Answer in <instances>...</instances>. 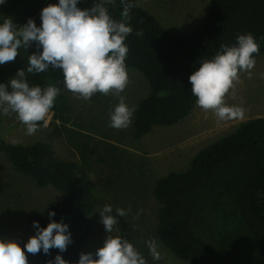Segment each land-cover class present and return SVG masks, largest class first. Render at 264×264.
I'll return each instance as SVG.
<instances>
[{"label": "trees", "instance_id": "16d2710c", "mask_svg": "<svg viewBox=\"0 0 264 264\" xmlns=\"http://www.w3.org/2000/svg\"><path fill=\"white\" fill-rule=\"evenodd\" d=\"M129 2L137 5L129 18L121 15V0L106 7L113 19L133 29L125 39L129 49L126 70L141 72L150 85L134 110L136 137L155 125H173L193 110L196 97L189 77L200 66V58L211 59L222 44L234 46L239 35L248 33L259 46L254 58L264 53V0H209L202 21L186 33L163 26L139 0ZM140 31L142 36L136 34ZM27 66L25 77L30 86L60 89L51 109V124L57 135L70 137L79 158H61L49 142L41 140L27 144L1 140L0 151L38 186L50 184L63 194L28 219L35 234L34 221L41 227L52 219L69 225L73 242L67 251L53 248L46 255L41 249L43 263L58 254L77 262L94 234L93 213L99 195L91 173L96 148L80 138L84 131L72 122L73 108L62 70L49 67L42 73H28ZM153 193L160 205L156 236L176 257L190 264H264V116L246 119L201 149L185 170L158 178ZM49 211L56 215L49 218Z\"/></svg>", "mask_w": 264, "mask_h": 264}, {"label": "rangeland", "instance_id": "374dc122", "mask_svg": "<svg viewBox=\"0 0 264 264\" xmlns=\"http://www.w3.org/2000/svg\"><path fill=\"white\" fill-rule=\"evenodd\" d=\"M95 2L80 0L78 7L88 9ZM58 3L59 0H11L0 6V23L12 18L19 27L32 18L39 27L42 24V9ZM139 3L163 26L176 33H186L197 26L209 6V0H139ZM36 51L34 43L28 50L23 47L18 49L19 55L14 62L0 65V83L7 84L14 78L19 70L25 68L28 56ZM254 59L256 63L251 70V77L241 72L234 89L225 97L227 105L244 110L243 118L218 123L211 111L205 113L195 104L194 109L177 123L155 125L141 137H136L133 132L134 110L139 100L150 91V85L141 72L127 70L128 82L121 93L127 106L133 110L131 124L127 128L110 127V112L119 103L117 96L96 93L91 100H84L65 89L73 108L72 122L79 123L80 130L84 131V136L80 138L89 140L96 148L91 179L99 201L93 213L94 234L87 241L84 253H94L103 247L107 233L100 222L99 212L105 205H111L118 221L111 235L128 239L145 258L146 264H190L176 257L156 236L160 205L153 188L158 178L171 171L185 170L197 152L233 132L246 119L264 116V53ZM51 121L50 110L45 121L38 124L35 134L28 135L26 126L18 120L17 114H2L0 141L23 144L46 141L59 157L77 160L78 151L70 143V137L66 134L57 135ZM62 197L63 194L52 185L38 186L31 177L19 172L0 151V238L15 239L23 247L35 235L28 221L30 214ZM118 208L126 211L131 208V211L120 217L115 212ZM141 209L143 211L139 212ZM151 239H155L158 244L162 257L159 261L153 259L145 243ZM25 253L29 264H44L39 253H27L26 248Z\"/></svg>", "mask_w": 264, "mask_h": 264}, {"label": "clouds", "instance_id": "9594fccd", "mask_svg": "<svg viewBox=\"0 0 264 264\" xmlns=\"http://www.w3.org/2000/svg\"><path fill=\"white\" fill-rule=\"evenodd\" d=\"M4 2L0 0V4ZM79 2L59 0L58 4L44 7L39 27L32 18L19 27L12 18L4 19L0 23V65L14 62L19 55L18 49L28 50L35 43L37 51L27 58L28 73H42L49 67L62 70L65 88L78 99L91 100L96 93L117 96L119 103L110 112V127L127 128L133 110L127 106L121 93L128 82L125 60L129 49L125 39L133 29L123 20L111 17L106 5L114 0H96L91 8L83 10L78 7ZM121 4L122 17L129 18L130 10L137 5L129 0H121ZM136 34L143 35L142 31ZM258 52L255 37L248 33L239 35L234 46L222 44L211 59L200 58V66L189 77L196 105L205 113L211 111L218 122L243 118L244 110L227 105L225 97L234 89L241 72L251 77L256 63L254 54ZM59 94L60 89L52 85L43 89L30 86L25 69H21L7 84L0 83V113L5 116L17 114L18 120L26 126V133L33 135L39 122L45 121ZM130 211L131 208L115 210L120 217ZM99 213L107 233L103 247L94 253L82 252L77 262L67 261L58 254L47 264H146L145 258L128 239L111 235L118 222L112 206L105 205ZM55 215L54 211L48 213L49 218ZM33 227L36 234L23 247L15 239L0 238V264H29L25 248L33 255L40 253L41 249L47 255L53 248L60 253L67 251L73 242L69 225L63 220L56 222L52 219L47 227L34 221ZM145 243L153 259L161 260L156 240Z\"/></svg>", "mask_w": 264, "mask_h": 264}, {"label": "crops", "instance_id": "0c3cea01", "mask_svg": "<svg viewBox=\"0 0 264 264\" xmlns=\"http://www.w3.org/2000/svg\"><path fill=\"white\" fill-rule=\"evenodd\" d=\"M194 107H195V106H194ZM193 109H194V108H193ZM219 122H221V121H219ZM219 122H218V123H219ZM222 123H223V122H222Z\"/></svg>", "mask_w": 264, "mask_h": 264}]
</instances>
